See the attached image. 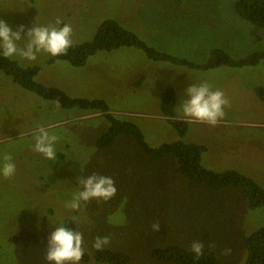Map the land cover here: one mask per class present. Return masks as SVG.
Listing matches in <instances>:
<instances>
[{
	"label": "rangeland",
	"instance_id": "obj_1",
	"mask_svg": "<svg viewBox=\"0 0 264 264\" xmlns=\"http://www.w3.org/2000/svg\"><path fill=\"white\" fill-rule=\"evenodd\" d=\"M236 1L0 0V19L13 31L24 25L22 36L34 25L59 27L60 19L72 26L73 44L92 40L99 25L112 19L148 47L201 64L216 49L233 60L264 51V29L239 18ZM26 42L18 41V47ZM52 57L42 52L35 61L10 59L24 68L37 66L36 81L71 98L104 100L116 119L140 129L150 147L177 141L202 145L204 167L237 171L264 188V101L256 93L264 87V60L256 66L192 70L153 61L134 47L97 52L83 67L59 60L50 64ZM204 81L230 102L215 127L186 118L180 108L187 87ZM169 87L176 94L175 119L187 122L183 136L161 116L162 95ZM40 127L59 137L55 160L33 151ZM108 129L101 113L63 108L0 71V156L11 154L16 164L13 177L0 176V264H49L47 238L67 219L83 232L85 252H95V236H109L104 249L127 254L128 264H166L150 251L169 246L190 250L193 240L204 242L222 264H244L241 234L250 236L264 227V207L250 208L238 189L214 191L189 181L177 172L173 156L154 160L128 134L99 148L97 141ZM92 171L114 179L116 196L106 203L82 202L76 211L66 208L82 188L79 178ZM210 241L215 248L208 247ZM225 248L232 249L230 255H222Z\"/></svg>",
	"mask_w": 264,
	"mask_h": 264
},
{
	"label": "trees",
	"instance_id": "obj_2",
	"mask_svg": "<svg viewBox=\"0 0 264 264\" xmlns=\"http://www.w3.org/2000/svg\"><path fill=\"white\" fill-rule=\"evenodd\" d=\"M234 9L239 18L257 28L264 29V0H237ZM63 25L64 23H61L59 27H63ZM120 47H134L145 52L147 57L153 61L168 62L192 70H208L223 65L231 67L256 66L264 60V51L256 52L243 59L233 60L224 51L216 49L211 52L205 63L189 62L148 47L137 35L122 27L117 21L106 19L99 25L92 40L72 44L66 54L53 56L48 63L51 64L59 60L66 61L74 67H83L89 57L97 52H110ZM0 71L23 89L35 93L42 99L55 101L63 108H78L85 112L101 113V116L109 122V129L97 141L99 148L110 147L118 135L128 134L142 151L154 160L173 156L177 161V172L189 181L214 191L223 188L238 189L247 197L250 208L264 207V188L255 180L237 171L214 172L202 165V155L206 151L204 146L177 141L165 143L156 148L150 147L140 129L131 122L116 119L104 100L71 98L56 87L45 86L36 81V76L39 73L37 66L24 68L16 61L0 54ZM256 91L260 99L264 101V87H259ZM175 106V90L169 87L162 95L161 116L180 136H183L186 133L187 122L175 119ZM61 223L76 229L72 219L64 220L55 227ZM240 240L246 249L244 264H264V227L258 228L250 236L241 234ZM149 254L154 260L166 264H222L216 254L209 249H205L199 258L191 250L178 246L157 248L150 251ZM90 260L104 264H128L130 258L125 253L103 249L95 250L92 254L85 252L81 262Z\"/></svg>",
	"mask_w": 264,
	"mask_h": 264
},
{
	"label": "clouds",
	"instance_id": "obj_3",
	"mask_svg": "<svg viewBox=\"0 0 264 264\" xmlns=\"http://www.w3.org/2000/svg\"><path fill=\"white\" fill-rule=\"evenodd\" d=\"M61 20L57 19L56 25H60ZM72 26L64 24L63 27L56 26H37L27 29L19 25L16 31L2 19H0V54L6 58L19 56L28 61H35L39 53H47L51 56H58L67 53L72 46ZM26 39L24 47H18L17 42ZM187 99L182 101L180 106L184 116L194 121L206 123L215 127L225 116L224 108L229 106L230 102L224 92L219 89H213L207 81L199 84H192L186 89ZM59 137L55 134H49L44 127L37 130L33 151L42 154L49 160L56 159L54 145ZM0 176L5 179L13 177L16 173V164L13 162L11 154L5 153L0 156ZM79 183L82 188L73 193L72 199L66 202L65 207L71 210H79L82 202L87 204L92 200L97 203L108 202L117 194L115 181L111 176L102 175L92 171L89 175L81 176ZM160 224L154 223L152 230L159 231ZM111 243L109 236L97 235L92 241V248L100 251ZM209 248H215L214 241H210ZM190 250L197 258L203 255L205 250L204 242L193 240L190 244ZM86 251L83 232L74 230L71 227L61 223L50 232L47 238L45 260L49 264H80ZM231 248H225L222 255H230Z\"/></svg>",
	"mask_w": 264,
	"mask_h": 264
}]
</instances>
